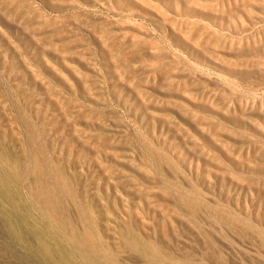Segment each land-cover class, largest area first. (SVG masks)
<instances>
[{
	"label": "rangeland",
	"instance_id": "374dc122",
	"mask_svg": "<svg viewBox=\"0 0 264 264\" xmlns=\"http://www.w3.org/2000/svg\"><path fill=\"white\" fill-rule=\"evenodd\" d=\"M0 264H264V0H0Z\"/></svg>",
	"mask_w": 264,
	"mask_h": 264
}]
</instances>
